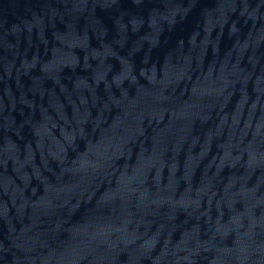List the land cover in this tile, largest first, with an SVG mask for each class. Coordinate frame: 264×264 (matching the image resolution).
I'll use <instances>...</instances> for the list:
<instances>
[{"label": "water", "instance_id": "1", "mask_svg": "<svg viewBox=\"0 0 264 264\" xmlns=\"http://www.w3.org/2000/svg\"><path fill=\"white\" fill-rule=\"evenodd\" d=\"M0 264H264V0H0Z\"/></svg>", "mask_w": 264, "mask_h": 264}]
</instances>
